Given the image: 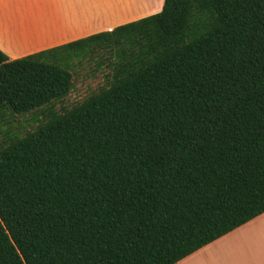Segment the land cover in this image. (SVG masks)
Wrapping results in <instances>:
<instances>
[{"label":"trees","instance_id":"trees-1","mask_svg":"<svg viewBox=\"0 0 264 264\" xmlns=\"http://www.w3.org/2000/svg\"><path fill=\"white\" fill-rule=\"evenodd\" d=\"M107 84L0 142V264H175L264 212V0L160 12L10 59L0 118Z\"/></svg>","mask_w":264,"mask_h":264},{"label":"crops","instance_id":"crops-1","mask_svg":"<svg viewBox=\"0 0 264 264\" xmlns=\"http://www.w3.org/2000/svg\"><path fill=\"white\" fill-rule=\"evenodd\" d=\"M165 0H0V49L10 59L111 30ZM175 264H264V212Z\"/></svg>","mask_w":264,"mask_h":264},{"label":"rangeland","instance_id":"rangeland-1","mask_svg":"<svg viewBox=\"0 0 264 264\" xmlns=\"http://www.w3.org/2000/svg\"><path fill=\"white\" fill-rule=\"evenodd\" d=\"M97 59L98 57L92 59L84 56L74 58L72 64L73 88L69 95L61 101H55L53 104L29 112L8 113L4 118H0V142L8 140L11 136H23L26 132L37 129L41 123L46 121L50 108L58 111L70 108L83 101L92 92L105 86L107 84L106 74L109 69L106 65L102 69H97L95 67Z\"/></svg>","mask_w":264,"mask_h":264}]
</instances>
